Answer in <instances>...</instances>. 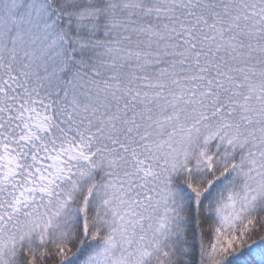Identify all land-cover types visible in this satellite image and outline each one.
<instances>
[{
	"label": "snow or ice",
	"instance_id": "snow-or-ice-1",
	"mask_svg": "<svg viewBox=\"0 0 264 264\" xmlns=\"http://www.w3.org/2000/svg\"><path fill=\"white\" fill-rule=\"evenodd\" d=\"M0 264H264V0H0Z\"/></svg>",
	"mask_w": 264,
	"mask_h": 264
}]
</instances>
